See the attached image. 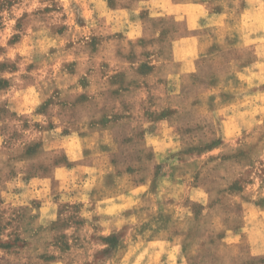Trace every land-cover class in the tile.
Returning <instances> with one entry per match:
<instances>
[{
	"label": "clouds",
	"instance_id": "obj_1",
	"mask_svg": "<svg viewBox=\"0 0 264 264\" xmlns=\"http://www.w3.org/2000/svg\"><path fill=\"white\" fill-rule=\"evenodd\" d=\"M0 264H264V0H0Z\"/></svg>",
	"mask_w": 264,
	"mask_h": 264
}]
</instances>
